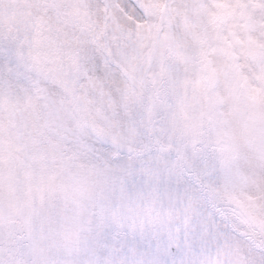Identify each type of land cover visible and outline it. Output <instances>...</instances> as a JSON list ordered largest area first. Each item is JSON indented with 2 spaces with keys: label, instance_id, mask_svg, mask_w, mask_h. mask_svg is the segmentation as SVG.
<instances>
[{
  "label": "snow or ice",
  "instance_id": "1",
  "mask_svg": "<svg viewBox=\"0 0 264 264\" xmlns=\"http://www.w3.org/2000/svg\"><path fill=\"white\" fill-rule=\"evenodd\" d=\"M0 264H264V0H0Z\"/></svg>",
  "mask_w": 264,
  "mask_h": 264
}]
</instances>
